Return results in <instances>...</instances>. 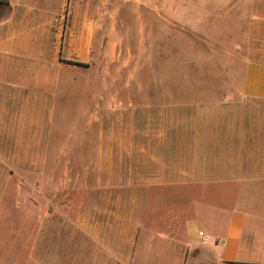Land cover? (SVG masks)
Returning a JSON list of instances; mask_svg holds the SVG:
<instances>
[{
    "label": "crops",
    "instance_id": "crops-1",
    "mask_svg": "<svg viewBox=\"0 0 264 264\" xmlns=\"http://www.w3.org/2000/svg\"><path fill=\"white\" fill-rule=\"evenodd\" d=\"M134 1L0 0V264H264V0L239 1L228 88H89L68 104L78 75L119 58ZM76 161L93 179L62 183Z\"/></svg>",
    "mask_w": 264,
    "mask_h": 264
},
{
    "label": "rangeland",
    "instance_id": "rangeland-1",
    "mask_svg": "<svg viewBox=\"0 0 264 264\" xmlns=\"http://www.w3.org/2000/svg\"><path fill=\"white\" fill-rule=\"evenodd\" d=\"M239 1L135 0L126 4L121 11L124 39L116 48L119 58L116 57L107 65L98 60L93 64L91 75L88 71L78 75L76 81L70 85L72 94L68 104L76 106L81 101L79 94H73L75 90L89 88L94 91L107 89L113 92L128 89L198 91L228 88L227 81L221 78L227 74L228 67L219 53L228 52L230 30L234 28L236 31L243 25L239 24L238 15L244 13L245 6ZM111 5L112 1L110 7ZM171 12L182 15L185 23L166 17ZM95 111L96 120H100V108L95 107ZM67 116L68 122L76 124L80 121L76 126L84 123V115L81 112L78 114L76 109ZM102 116L107 117L110 124L109 136H115L116 128L111 123L117 121L118 113L114 111V107H110L109 112ZM97 131L94 127L93 152L98 147ZM73 163L76 175L62 177V183L84 184L93 179L89 175H82L84 171L80 168L81 162ZM23 178L14 177V184L20 183ZM28 179L36 183L35 177ZM5 200L12 201V198L6 197ZM23 200L25 198L14 197L13 203L20 204ZM18 209L21 210L20 207ZM20 210L13 211V220L11 225L7 224L5 231H16L21 219Z\"/></svg>",
    "mask_w": 264,
    "mask_h": 264
},
{
    "label": "built area",
    "instance_id": "built-area-1",
    "mask_svg": "<svg viewBox=\"0 0 264 264\" xmlns=\"http://www.w3.org/2000/svg\"><path fill=\"white\" fill-rule=\"evenodd\" d=\"M199 235H201V236H202V233H199Z\"/></svg>",
    "mask_w": 264,
    "mask_h": 264
}]
</instances>
